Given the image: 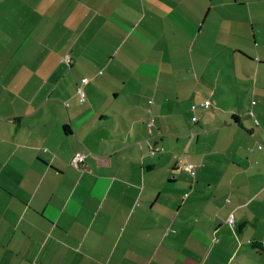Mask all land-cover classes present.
<instances>
[{
  "label": "crops",
  "instance_id": "1",
  "mask_svg": "<svg viewBox=\"0 0 264 264\" xmlns=\"http://www.w3.org/2000/svg\"><path fill=\"white\" fill-rule=\"evenodd\" d=\"M262 142L264 0H0V264H264Z\"/></svg>",
  "mask_w": 264,
  "mask_h": 264
},
{
  "label": "built area",
  "instance_id": "2",
  "mask_svg": "<svg viewBox=\"0 0 264 264\" xmlns=\"http://www.w3.org/2000/svg\"><path fill=\"white\" fill-rule=\"evenodd\" d=\"M64 61L66 62H70V56L69 55H65L64 57ZM88 83V80L86 78H82L79 82V85L77 86V95H78V100H79V103L80 104H83L84 101H85V92H84V86ZM200 106L204 109H209L211 104L209 101H204L200 104ZM195 109V106H192V110ZM250 116L253 118V114L252 113H249ZM193 122L197 121L196 117H194L193 119ZM254 124L257 125V121L254 119ZM257 148L259 150H263L264 151V143H261V144H258L257 145ZM155 151H160V149H156ZM83 160H84V154L82 153H79V154H76L72 159H71V162L70 164L76 168H79L82 164H83ZM184 169L186 171H188L192 176H194L195 174V171H194V168L192 165H185L184 166ZM186 196V195H185ZM227 223L230 225V226H233L234 224V220H233V215L232 214H229L228 218H227Z\"/></svg>",
  "mask_w": 264,
  "mask_h": 264
},
{
  "label": "trees",
  "instance_id": "3",
  "mask_svg": "<svg viewBox=\"0 0 264 264\" xmlns=\"http://www.w3.org/2000/svg\"><path fill=\"white\" fill-rule=\"evenodd\" d=\"M195 108H196V107H195ZM65 130H66V131H65ZM64 131L67 132L68 130L65 128ZM262 143H264V142H262ZM259 144H261V143H259Z\"/></svg>",
  "mask_w": 264,
  "mask_h": 264
},
{
  "label": "rangeland",
  "instance_id": "4",
  "mask_svg": "<svg viewBox=\"0 0 264 264\" xmlns=\"http://www.w3.org/2000/svg\"><path fill=\"white\" fill-rule=\"evenodd\" d=\"M256 145H257V143H256Z\"/></svg>",
  "mask_w": 264,
  "mask_h": 264
}]
</instances>
